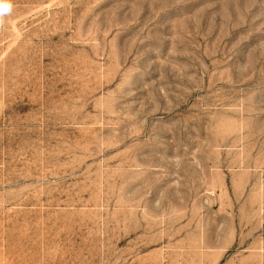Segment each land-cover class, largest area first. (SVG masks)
<instances>
[{
    "label": "rangeland",
    "instance_id": "1",
    "mask_svg": "<svg viewBox=\"0 0 264 264\" xmlns=\"http://www.w3.org/2000/svg\"><path fill=\"white\" fill-rule=\"evenodd\" d=\"M0 264H264V0H0Z\"/></svg>",
    "mask_w": 264,
    "mask_h": 264
},
{
    "label": "clouds",
    "instance_id": "2",
    "mask_svg": "<svg viewBox=\"0 0 264 264\" xmlns=\"http://www.w3.org/2000/svg\"><path fill=\"white\" fill-rule=\"evenodd\" d=\"M8 6L7 5H4V9L7 10Z\"/></svg>",
    "mask_w": 264,
    "mask_h": 264
}]
</instances>
